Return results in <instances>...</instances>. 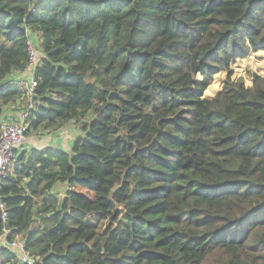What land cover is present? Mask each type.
<instances>
[{
  "label": "trees",
  "instance_id": "16d2710c",
  "mask_svg": "<svg viewBox=\"0 0 264 264\" xmlns=\"http://www.w3.org/2000/svg\"><path fill=\"white\" fill-rule=\"evenodd\" d=\"M30 30L26 135L81 134L17 155L0 264L19 237L40 264H264V77L230 69L264 50V0H0V84L28 68ZM27 101L3 89L0 118Z\"/></svg>",
  "mask_w": 264,
  "mask_h": 264
},
{
  "label": "built area",
  "instance_id": "2783aa9c",
  "mask_svg": "<svg viewBox=\"0 0 264 264\" xmlns=\"http://www.w3.org/2000/svg\"><path fill=\"white\" fill-rule=\"evenodd\" d=\"M28 52L30 61H35L38 56V61L34 64L33 68L31 63L28 68H32L29 78H21L9 75L1 84L0 92L12 86H20L26 89L28 94V104L21 109L18 114L2 115L0 118V185L5 178L13 170L16 157L19 152V147L24 148L22 145L27 130L29 128V116L31 109L34 107L32 97L35 95V88L38 85L39 79L35 76V68L40 60L39 49L33 44L31 37L28 38ZM20 148V149H21ZM0 207L2 209L1 219L6 221L7 211L4 207L0 195ZM10 230L5 227V235ZM4 238V235L2 236ZM8 245L19 251V261L17 264H40V257L36 254L30 253L25 248V241L21 238H16L9 242Z\"/></svg>",
  "mask_w": 264,
  "mask_h": 264
},
{
  "label": "crops",
  "instance_id": "0c3cea01",
  "mask_svg": "<svg viewBox=\"0 0 264 264\" xmlns=\"http://www.w3.org/2000/svg\"><path fill=\"white\" fill-rule=\"evenodd\" d=\"M29 36L33 39V43L35 46L39 49V56L40 59L43 57L44 53L41 50L40 47V39L37 33L30 30ZM261 51V50H260ZM32 68H27L25 71H18L12 73L9 78H12L13 76H18L21 78H29L31 74ZM27 105V102H24V104H20L19 102L15 104L8 105L5 108L4 115L13 114L12 110L15 111V114H18L23 107ZM22 107V108H21ZM21 108V109H20ZM81 134V130L77 127V125L73 122H68L65 126H63L61 129L56 130L54 132H42L35 135H29L26 136V138L23 141V147H19V152L27 151L29 152L31 149L34 148H45V147H56L60 149L69 150L74 142V139L78 137ZM21 148V149H20ZM66 190V186L64 184H58L55 188V190ZM5 238H0V246L6 245Z\"/></svg>",
  "mask_w": 264,
  "mask_h": 264
},
{
  "label": "rangeland",
  "instance_id": "374dc122",
  "mask_svg": "<svg viewBox=\"0 0 264 264\" xmlns=\"http://www.w3.org/2000/svg\"><path fill=\"white\" fill-rule=\"evenodd\" d=\"M37 61L38 56L35 61H30L32 68ZM230 69L232 70V79L234 81L243 80L244 84H246L247 86L251 85L253 82L252 76L254 74H259L264 77V50L256 52L252 51L248 56L244 58H238L234 63L231 64ZM228 71L229 70H221L214 75L209 86L204 92V96L213 97L219 90L223 88L225 80L227 79ZM197 77L199 80L202 79V75H198ZM23 104L24 103H22V105ZM12 113H15V111L12 110ZM35 134L38 133L33 132L29 135ZM59 192L63 193L64 190L60 189Z\"/></svg>",
  "mask_w": 264,
  "mask_h": 264
},
{
  "label": "clouds",
  "instance_id": "9594fccd",
  "mask_svg": "<svg viewBox=\"0 0 264 264\" xmlns=\"http://www.w3.org/2000/svg\"><path fill=\"white\" fill-rule=\"evenodd\" d=\"M25 89V88H24ZM35 95H36V93H35ZM33 98H34V96H33ZM33 98H32V100H33ZM27 104H28V101H27ZM27 136V135H26ZM26 138V137H25ZM21 146H23V143H22V145Z\"/></svg>",
  "mask_w": 264,
  "mask_h": 264
},
{
  "label": "water",
  "instance_id": "95a60500",
  "mask_svg": "<svg viewBox=\"0 0 264 264\" xmlns=\"http://www.w3.org/2000/svg\"><path fill=\"white\" fill-rule=\"evenodd\" d=\"M36 95H34V97H35ZM37 99L39 100L40 99V97L39 96H37Z\"/></svg>",
  "mask_w": 264,
  "mask_h": 264
}]
</instances>
